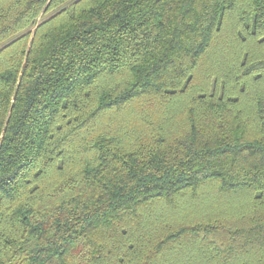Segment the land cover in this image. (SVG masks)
Returning a JSON list of instances; mask_svg holds the SVG:
<instances>
[{
  "label": "trees",
  "instance_id": "1",
  "mask_svg": "<svg viewBox=\"0 0 264 264\" xmlns=\"http://www.w3.org/2000/svg\"><path fill=\"white\" fill-rule=\"evenodd\" d=\"M0 264H264V0H0Z\"/></svg>",
  "mask_w": 264,
  "mask_h": 264
}]
</instances>
